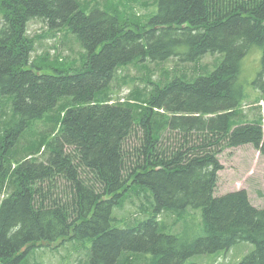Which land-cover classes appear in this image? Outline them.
<instances>
[{
  "label": "trees",
  "instance_id": "1",
  "mask_svg": "<svg viewBox=\"0 0 264 264\" xmlns=\"http://www.w3.org/2000/svg\"><path fill=\"white\" fill-rule=\"evenodd\" d=\"M144 1L157 12L131 28L99 0H0V264H30L37 249L70 241L91 242L85 264H190L241 241L254 249L239 264H264V208L244 189L214 196L220 152L251 144L264 155V119L241 113L239 82L258 46L254 84L264 93V0ZM33 19L50 35L70 31L83 65L31 61ZM206 54L216 59L210 71L199 65ZM171 57L198 64L143 97L110 101L118 68ZM131 99L143 104L138 118ZM137 126L142 139L126 146ZM142 197L152 213L117 227L113 209ZM188 208L202 215L203 235L192 239L172 233L178 220L159 219Z\"/></svg>",
  "mask_w": 264,
  "mask_h": 264
},
{
  "label": "rangeland",
  "instance_id": "2",
  "mask_svg": "<svg viewBox=\"0 0 264 264\" xmlns=\"http://www.w3.org/2000/svg\"><path fill=\"white\" fill-rule=\"evenodd\" d=\"M88 1V0H86ZM106 7L113 10L122 20V23L131 28L142 26L149 15L157 12V7L152 2L144 0H99ZM93 3L94 0H91ZM0 18H2L0 16ZM1 20V19H0ZM56 35L47 33V27L38 20H30L27 23V35L35 38V50L31 53V61L42 64L45 69H53L54 66L61 70L80 68L85 62L84 50L76 42L75 36L70 31L63 29ZM218 62L224 59V54H217ZM169 58L157 63L149 61L132 62L125 67L118 68L112 83L110 94L111 102L126 101L135 96L143 97L150 89L162 86L171 78L180 77V72H188L192 75L198 62L176 63ZM262 48L253 46L241 61V73L239 82L245 93V100L241 104V113L250 119H264V93L255 85L258 74L262 71ZM216 62L211 55L206 54L200 59L199 65L206 66L205 69L212 70ZM179 72V73H177ZM48 74H54L49 71ZM189 78V77H188ZM192 80V78H189ZM260 84V82L258 83ZM135 116L138 118L137 109L143 105L140 101L131 99ZM158 123H154V128ZM42 129V125H38ZM144 129L138 126L133 136L126 144L129 147L137 146L142 139ZM27 134V131L24 132ZM223 168L218 171L214 196H222L230 192L244 189L247 192L249 202L257 209L264 208V155L251 144L237 147H229L218 154ZM59 178L57 186L65 182ZM58 192L59 189H53ZM147 199L142 197L128 198L121 208L113 209V216L117 218L116 226L127 228L133 226L137 221L146 219L151 212L143 214ZM159 219L162 223L171 225L175 220L176 226L172 233L190 239L203 235V223L200 209L188 208L183 216L176 218L172 212H164ZM59 243V242H57ZM89 241H70L60 243L55 247H44L30 256V264H85L90 251ZM254 249V245L248 241H241L227 250H221L213 254L196 255L190 258V264H239V262Z\"/></svg>",
  "mask_w": 264,
  "mask_h": 264
}]
</instances>
